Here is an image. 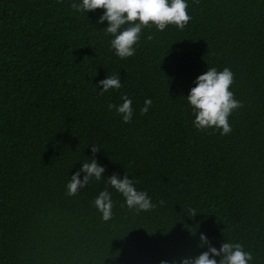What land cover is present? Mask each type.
<instances>
[{"label": "trees", "instance_id": "1", "mask_svg": "<svg viewBox=\"0 0 264 264\" xmlns=\"http://www.w3.org/2000/svg\"><path fill=\"white\" fill-rule=\"evenodd\" d=\"M80 2L0 0V264H179L207 251L201 234L264 264V0H186L183 30L146 27L125 59L97 22L104 9L71 7ZM208 67L234 74L242 107L227 135L193 126L186 96ZM114 75L122 87L101 95ZM123 96L127 124L108 108ZM91 159L101 180L66 195ZM114 173L156 207L128 209L106 182ZM105 189L107 222L94 206Z\"/></svg>", "mask_w": 264, "mask_h": 264}, {"label": "clouds", "instance_id": "2", "mask_svg": "<svg viewBox=\"0 0 264 264\" xmlns=\"http://www.w3.org/2000/svg\"><path fill=\"white\" fill-rule=\"evenodd\" d=\"M196 3L199 0H195ZM71 7L76 11L89 12L96 9H104L103 15L99 17L98 23L108 22L105 28V35H111L110 51L114 50L115 55L120 59L131 57L135 53L134 45L139 41L142 30L146 27L155 26L157 30L163 31L168 25H175L183 30L190 21L188 15V4L186 0H81L80 3H72ZM127 25V27H125ZM148 40L152 39L149 35ZM232 71L225 67L222 71H217L215 67L199 75L194 81L195 87L191 88L186 96L188 105L194 115L193 126L198 130L214 128L220 131V135H227L231 132L228 117L233 110L242 107V103L233 98V93L229 91L233 84ZM102 86L99 91L101 95L110 89L122 87L118 76H107L98 82ZM123 103L119 106L109 104V110L115 109L122 122H131L133 109L132 101L127 97H122ZM152 101H144V107L140 109V114L148 112ZM100 150L97 145L91 146L93 156ZM85 175L81 180L80 174ZM105 168L100 166L95 159L85 162L82 167L71 176L67 184L66 195L74 196L79 189L84 188L92 179L100 181ZM107 184L119 192L125 199L128 209L136 213L149 211L156 207L145 191H137L132 179L125 174L123 178H118L114 173L107 177ZM159 203L162 205L164 201ZM94 206L102 214V220L107 222L112 218L113 202L111 193L105 189L99 193L94 200ZM195 210L191 217L195 216ZM199 247L207 246V251H203L198 256L181 257L179 264H248L253 259L251 252L244 250L239 243L223 242L217 250L212 247L207 237L203 234L199 237ZM214 257H219V260ZM160 264H168L162 260ZM171 264H177L173 260Z\"/></svg>", "mask_w": 264, "mask_h": 264}]
</instances>
